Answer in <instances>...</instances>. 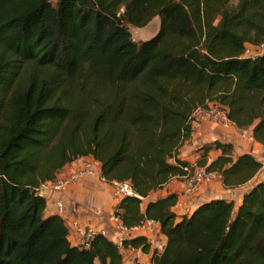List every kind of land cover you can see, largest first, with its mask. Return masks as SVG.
Masks as SVG:
<instances>
[{"label":"trees","instance_id":"16d2710c","mask_svg":"<svg viewBox=\"0 0 264 264\" xmlns=\"http://www.w3.org/2000/svg\"><path fill=\"white\" fill-rule=\"evenodd\" d=\"M158 18L155 36L128 27ZM264 0H0V264H124L95 233L72 245L38 189L81 158L108 182L128 181L115 214L131 228L159 223L150 264H264V175L231 143L203 147L198 167L241 200L214 198L176 215L177 194L150 195L185 167L179 150L209 104L264 147ZM212 150L219 154L207 162ZM143 201L146 202L144 208ZM143 237L122 246L150 252Z\"/></svg>","mask_w":264,"mask_h":264},{"label":"rangeland","instance_id":"374dc122","mask_svg":"<svg viewBox=\"0 0 264 264\" xmlns=\"http://www.w3.org/2000/svg\"><path fill=\"white\" fill-rule=\"evenodd\" d=\"M55 1L56 0H51L52 3H55ZM158 28L159 20L158 18H154L145 27L135 28L129 26L128 31L133 41L142 42L155 36ZM223 112L226 113L225 110L219 108L217 105L209 104L207 110H199L193 114L191 123V138L188 142L184 143L182 148L179 150V157H181L180 159L184 161H188L191 166L198 167L196 162H202H199V160L203 155V147L210 146L215 141L221 143H231L233 146V157H235L238 153L247 152L261 162L262 168L257 177L251 182L254 183L256 180H259L262 175H264V147L252 138V127L242 130L237 129L230 122L225 125L224 121L221 119ZM218 154L219 151H210L207 156V162L213 160ZM212 174L213 175L200 186V189L197 192L198 194L195 193L188 199L195 200L198 198L202 199L207 196L216 197L225 195L228 198L232 197L233 202L235 203L238 199V194L243 192L245 187L242 186L226 189L222 186L220 178L216 174ZM179 184L182 186L180 189V195H182L184 180L181 178H173L161 190L151 194L150 197L160 198L166 191L176 190V187L178 188ZM201 189L204 193H200ZM143 203L145 202L143 201ZM182 205L183 204H180L181 207ZM178 215H180V213ZM158 242L160 243L162 241L158 240Z\"/></svg>","mask_w":264,"mask_h":264},{"label":"crops","instance_id":"0c3cea01","mask_svg":"<svg viewBox=\"0 0 264 264\" xmlns=\"http://www.w3.org/2000/svg\"><path fill=\"white\" fill-rule=\"evenodd\" d=\"M239 154L241 153H238L237 155ZM78 163V160H76L71 164L66 165L60 171L57 177H60L62 173L68 171L70 168H73ZM181 187L182 186L179 184L178 188L176 187V190L166 191L165 194L161 196L164 197L166 193L177 194V203L173 208V212L177 215L179 213L180 215L189 213L200 203L208 201L210 199L225 198L227 200L233 201L232 197L228 198L225 195L216 197L207 196L205 198H198L195 200L185 199L180 195ZM243 187H245V191L247 186L245 185ZM42 189L47 196L45 207L46 215H58L55 211L53 202L60 200L64 203L66 208L64 213L59 216L64 220L66 226H68L72 221H77L83 226L92 228L95 233L104 235L108 240L112 241L115 244H117L121 239H126V237L121 234L120 231L116 229L114 225L109 221V216L114 211L117 203L113 200L110 188L107 185L101 183L98 180L97 176L81 177L78 181L71 183L63 192H55L49 187H45ZM202 192L203 191L201 189L200 193ZM243 192L238 194V199L234 203L235 205L239 204ZM150 199L154 200L157 198L150 197ZM145 203H143L142 209L144 208ZM180 204H183L182 207L180 206ZM158 239L165 242V239L162 235L159 236ZM68 240L72 245L76 246V238L71 231L70 233H68ZM120 253L122 254L124 264H150V253H143L137 250L131 251L127 248L120 251Z\"/></svg>","mask_w":264,"mask_h":264},{"label":"built area","instance_id":"2783aa9c","mask_svg":"<svg viewBox=\"0 0 264 264\" xmlns=\"http://www.w3.org/2000/svg\"><path fill=\"white\" fill-rule=\"evenodd\" d=\"M264 54V44H260L258 46H246L244 55L246 57H252L257 55ZM199 111V110H198ZM197 112V111H196ZM217 115V114H215ZM221 119L224 121L225 125L229 123L227 114L223 112ZM78 164H76L73 168H70L68 171L61 174L60 177H56L55 180L50 182H45L40 185L38 189V193L45 200L47 196L45 195L42 188L49 187L55 192H63L71 183L78 181L81 177H94L97 176L98 180L107 185L110 188L111 195L113 200L118 204L124 197H137L134 193L131 184L128 181H106L101 175L99 171L98 162L94 161L91 158H81L78 159ZM183 175L180 176L181 179L184 180L182 197L185 199L190 198L195 193L198 192L200 186L205 183L213 174L206 173L204 168H198L194 166H188L183 169ZM198 194V193H197ZM55 211L58 215H61L65 211V205L62 201L57 200L53 202ZM116 208V207H115ZM112 214L109 216V221L114 225L116 229L123 234L126 239H131L134 237H143L144 244L149 245L150 253L153 250L160 252L163 249L164 241L158 242V237L161 236L159 233V223L150 219H143L138 225L126 228L122 225L120 219L115 214V209ZM68 233L70 231L76 238V246L81 248H88L89 243L92 240L95 232L92 228L81 225L77 221H72L68 226ZM125 239H121L118 241L117 245L119 247V251L125 249L122 246V241ZM127 249L131 251H139L142 252L141 247L133 248L127 247Z\"/></svg>","mask_w":264,"mask_h":264}]
</instances>
